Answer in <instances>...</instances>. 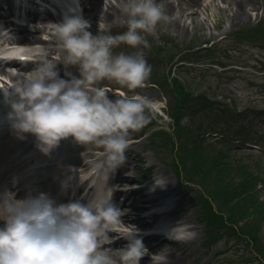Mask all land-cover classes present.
Returning <instances> with one entry per match:
<instances>
[{"label":"rangeland","instance_id":"obj_1","mask_svg":"<svg viewBox=\"0 0 264 264\" xmlns=\"http://www.w3.org/2000/svg\"><path fill=\"white\" fill-rule=\"evenodd\" d=\"M109 1L111 0H104L99 6V10L96 11L99 18L93 22V27L97 33L102 31L110 34L122 33L127 30V25L122 19L118 23H108L101 19L105 11L103 7ZM170 1L174 5V10L168 12L170 19L159 22L152 33H145L149 43L139 46L152 65L151 76L145 84L136 89H127L116 81L105 79L99 81L97 86L109 89L110 85L114 88L121 86L125 95L136 93L162 99L167 114L161 119L159 116L158 122L153 119L152 123L159 124L155 128L166 126L168 131L171 130L170 125L174 123L171 122L172 117L169 114L176 100L175 92L172 90L173 76L195 95L194 105H200V102L206 101L204 96L208 97L210 108L191 114L186 113L184 107L180 109L182 117L190 127H196V124L201 123L204 127L202 131L207 133L209 129L227 130V136L211 133L205 136V140L210 142L211 147L219 146L227 152L225 159L233 165L234 172L231 173L240 171L248 173L245 181L255 178L252 189L259 197L255 201L258 202L254 206L256 211L250 210L249 216H258L262 209H259V206H264V33L244 36L239 35V31L260 24L264 26V0H256V5L246 6L248 16L238 23H232L236 6L231 0H199V3H192L189 0ZM19 7L23 9L21 12L35 8L32 1L15 2L17 12ZM2 10H5V7H2ZM57 16L59 15L56 14L55 21L39 22L41 29L38 31L24 29L19 33L11 31L9 34L17 35L26 31L50 38L55 34L54 30L41 25L61 22ZM10 18L15 16L5 19L4 23L11 24ZM179 27H183L184 30H178ZM167 40L168 43L163 44ZM161 43L164 50L153 55L151 48L154 44ZM55 44L59 49L53 52L48 50L47 57L57 64L60 75L66 79H71L67 75L68 72L79 76V66L65 65L60 42L56 41ZM136 50L125 43L113 48L114 52ZM164 59L168 60L166 65L160 61ZM159 61L161 66L158 65ZM167 73H170V76ZM156 78L164 85L153 83V79ZM111 92L116 94L115 89L110 91L109 95ZM229 108L243 110L242 116L241 113L230 112ZM239 126L244 133L247 130L251 131L253 135L251 143H242L239 140L235 132ZM152 131L149 130L142 138H137V131L130 133V146L126 153L127 159L122 165L121 177L126 191L123 190L115 202L121 208L122 215L128 217L127 223L136 221L131 218L136 211L138 215H150L143 217L141 224L148 223L147 226H151V229L163 233L162 236L143 239L148 250L141 258L140 264H262L245 235L231 234L226 225L212 224L207 225L208 229L205 228L201 219L206 215V210L203 199L202 203H198V200L205 193V196L211 194L213 183H210L214 176L208 179L209 184L206 186L198 182L197 186L191 188L189 185L192 184L191 181L185 180V177L178 178L183 176V169L175 173L158 160L157 154H163L162 156L170 160L171 150L159 140L152 143L150 141ZM4 133L3 138L8 136L7 131L1 135ZM65 141L66 139H63L61 142ZM68 143L66 149L70 154H66V160L78 159V152L71 157L72 145L84 152L82 159L95 155L94 150L102 148L98 145L87 146L76 140ZM147 168H152L151 174L144 172ZM255 174L258 175V179ZM132 192L134 195H131ZM135 218L138 220L137 215ZM121 223L123 220L119 224ZM179 224L184 232L194 235L172 239L169 232ZM259 226L258 237L264 245V217ZM137 229L142 232L141 229ZM130 231H126V234ZM114 235L115 233H109L106 239L112 240ZM126 243L127 240L117 245L103 244L112 256L113 264H122L119 252Z\"/></svg>","mask_w":264,"mask_h":264},{"label":"clouds","instance_id":"obj_2","mask_svg":"<svg viewBox=\"0 0 264 264\" xmlns=\"http://www.w3.org/2000/svg\"><path fill=\"white\" fill-rule=\"evenodd\" d=\"M122 22L127 30L93 34L89 20L72 9L59 23H48L64 53L65 65H78L80 75H60L57 64L41 53L35 68L25 77L2 87L10 111L5 118L21 139L33 134L37 147L51 154L61 141L73 137L85 145L103 148V159L92 162L95 193L87 202H58L50 193L30 191L18 198L16 191L0 192V264H113L112 256L101 245L121 222L122 210L113 202L111 175L127 159L130 133L148 125L164 107V101L143 94H119L99 87L105 79L127 89L142 87L152 73V65L140 45H148L145 33L170 19L162 0H121ZM4 34L0 39L4 38ZM121 43L135 52H114ZM16 51L31 50L18 45ZM157 184V178H156ZM71 181L66 180L67 190ZM138 229L127 233L121 247L122 264H140L148 250ZM169 235L183 239L180 224Z\"/></svg>","mask_w":264,"mask_h":264},{"label":"trees","instance_id":"obj_3","mask_svg":"<svg viewBox=\"0 0 264 264\" xmlns=\"http://www.w3.org/2000/svg\"><path fill=\"white\" fill-rule=\"evenodd\" d=\"M162 49V46H157L158 52ZM153 80L161 86L164 85L162 81H157V78ZM171 81L172 90L176 96L171 111L175 125L170 131L164 129L156 131L151 137L152 143L159 140L169 146L171 150L169 163L176 172L183 169L184 176L190 181L200 182L206 186L208 179L214 176L215 182L212 179L213 181L210 183H213L211 194L207 196L203 194L206 225H226L231 234H245L249 238V242L254 243L255 249L260 253L261 263L264 264V248L257 236L259 219L264 217V206H259V209H262L258 216H249L250 210L256 211L254 206L258 203L255 202L257 195L254 192H249L255 178L245 181L244 178L248 177V173L240 171V180L233 179L234 173H231L234 172L233 165L225 159L224 150L217 146L207 150L209 144L204 141L207 132L196 133L195 128L203 126L198 123L196 127H190L183 119L180 109L185 107L186 113L190 112L191 114L199 110H206L210 108L209 98L202 95L206 101L200 102L198 106L194 105L195 95L184 88L176 77H172ZM165 82L167 83V81ZM213 131L209 129L208 133ZM220 133L225 134L223 130ZM234 183L236 186H232ZM236 187L239 189L236 190ZM240 221H243V224H240Z\"/></svg>","mask_w":264,"mask_h":264},{"label":"bare ground","instance_id":"obj_4","mask_svg":"<svg viewBox=\"0 0 264 264\" xmlns=\"http://www.w3.org/2000/svg\"><path fill=\"white\" fill-rule=\"evenodd\" d=\"M31 1H32V3L37 4L35 2V0H4L3 3L0 4V18L7 19V18L14 15L15 18L19 20V23L12 22L10 25L16 26L17 30L19 32L23 29H27L29 27L30 22L35 21L37 19V17H40V15H41L40 10L44 9V7L40 8V5H35V8L28 9L25 12H21L23 9L21 7H19V11L17 12L15 10V2L28 3ZM38 1L49 2V0H38ZM189 1L192 3H194V2L199 3V0H189ZM102 2H103L102 0H87V3L84 5V8H83V15L85 17H88L89 30L93 34L97 33L95 31V28L93 27V22H95L96 19L99 18L98 12H96V11L99 10V6L101 5ZM231 2H232V4H234L236 6V10L234 11L233 16H232V23H238V22L245 20L248 16V13H247L245 7L249 6V5L250 6L256 5V0H231ZM69 3L72 4V2H69ZM120 3H121V0L109 1V3L103 7V10H105V11H104V15L101 19L105 20L108 23L109 22L110 23L120 22V20L123 18V15H124L122 10H121ZM162 4L164 7V10L167 13L174 10V5L170 0H162ZM2 7H5V10H2ZM46 13L50 14L51 12L46 10ZM90 18H92L94 20H91ZM0 25H1V23H0ZM179 29H180V31L184 30L183 27H179L178 30ZM53 36H54V40L59 41L57 39L56 35H53ZM16 37H18L17 41H19V42L45 43V45L49 49V51L55 50V47L52 44H54L56 41H54V40L53 41H45L44 38L40 35L33 34V33L32 34H26L24 31L20 34H17ZM12 53H15V52L13 51ZM14 57H18V55L14 56ZM31 71L32 70H30L29 72L23 73L24 76H22L21 74H11V79L15 80L18 78L25 77V76L29 75L31 73ZM0 74H4L2 68L0 69ZM0 112H3V109H0ZM11 136H13L14 139H10L8 142L15 143L20 139V137H18L13 131H12ZM24 139H26V138H24ZM5 142L6 141H4V140L0 141V181H1V178L3 176H5L4 173H5L6 169H8L9 166H11V164H12L11 159L17 157L20 150L26 148L32 142H35V139L34 138H28L25 141V146L23 144H21V145L20 144L19 145H12L11 144L12 146H8V145H4ZM32 148H35V145H32L27 150L28 151L32 150ZM61 154H63V153H61ZM57 158L62 159V157L60 155L57 156L56 159ZM47 160H50V159L48 158ZM17 175L20 176V175H23V173H21V171H14V175H12V176L16 177ZM82 177H83L82 175L81 176L77 175V177H76L77 182L79 180H81ZM67 179H69L70 181L72 180L71 176H69L67 174L65 176V178L62 179V182L66 181ZM1 182H2V186H5L6 184H8L5 179L2 180ZM0 192H1V189H0ZM142 219L143 218L138 219L140 225L147 226L148 223L147 224H141V221H143Z\"/></svg>","mask_w":264,"mask_h":264}]
</instances>
